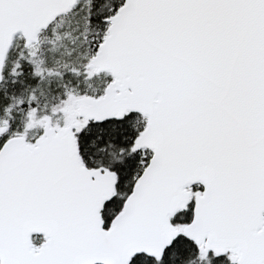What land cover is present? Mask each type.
I'll use <instances>...</instances> for the list:
<instances>
[{
	"label": "snow or ice",
	"instance_id": "1",
	"mask_svg": "<svg viewBox=\"0 0 264 264\" xmlns=\"http://www.w3.org/2000/svg\"><path fill=\"white\" fill-rule=\"evenodd\" d=\"M0 264H264V0H0Z\"/></svg>",
	"mask_w": 264,
	"mask_h": 264
}]
</instances>
